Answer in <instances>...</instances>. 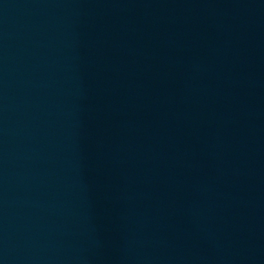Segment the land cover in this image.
<instances>
[{
	"label": "water",
	"instance_id": "obj_1",
	"mask_svg": "<svg viewBox=\"0 0 264 264\" xmlns=\"http://www.w3.org/2000/svg\"><path fill=\"white\" fill-rule=\"evenodd\" d=\"M264 163V0H0V264H209Z\"/></svg>",
	"mask_w": 264,
	"mask_h": 264
}]
</instances>
